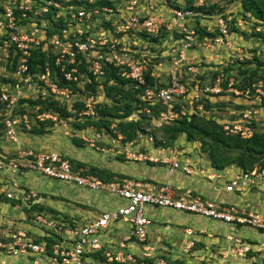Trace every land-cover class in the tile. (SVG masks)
<instances>
[{"label": "built area", "instance_id": "1", "mask_svg": "<svg viewBox=\"0 0 264 264\" xmlns=\"http://www.w3.org/2000/svg\"><path fill=\"white\" fill-rule=\"evenodd\" d=\"M98 1V0H97ZM96 0H0V62L12 63L9 60L16 57L13 76L15 81L12 89L0 90V104L4 106L3 116L5 134L9 139L15 140V124L18 119L13 118L6 111L16 104L19 97H22L21 88L28 85L31 80L41 82L38 93L42 97L50 96L58 101L70 103L74 96L73 89L68 86H59L53 78L49 68V60L58 66L59 77L68 83L79 84L81 80H90L92 75L96 80H102L106 76V70L119 73L121 77L129 78L136 86L145 84L146 76H157L158 73L150 72L147 61L148 54H142L136 47L141 37L138 32L145 34L144 37L157 35L161 29L166 31V55L169 57L167 69L168 83L166 87H145L141 99L149 104L160 103L166 106L165 111L160 112L159 117L153 119V124L160 127L163 122L172 120L179 113L191 111L193 101H198L200 96L212 98L213 93H219L222 74H218L212 85L206 84L201 87L198 83L180 82L179 75L185 68L195 73L194 58L188 51L196 41L195 30L190 26L194 19V11L185 8L172 10L169 17L158 13L156 0H121L115 7L101 6L105 11L104 17L108 19L115 17L111 25L101 24V10L92 3ZM50 14V15H49ZM38 15H49L47 21L37 24L35 18ZM51 17V18H50ZM229 19V16L228 18ZM29 21L32 22L30 26ZM35 26V28H33ZM52 27L50 34L46 28ZM215 26L219 34L211 41L222 45L227 50L231 49L232 34L227 31L226 19L217 16ZM209 30L208 27H206ZM173 31L178 34L177 38L169 41ZM169 38V39H168ZM44 48V49H42ZM38 49L45 54L44 67L41 72H29L31 52ZM148 55V56H145ZM145 57V58H144ZM49 59V60H48ZM40 63L36 67H41ZM162 68V63L157 62L156 68ZM149 71V73H147ZM157 72H160L157 71ZM147 74V75H146ZM233 78H228L227 90L233 92L234 97L245 96L244 104L250 98L249 87L245 90H238L231 86ZM10 85V84H9ZM255 92L263 94L264 80L258 79L252 83ZM180 98L190 106L187 108L181 105V110L175 112L172 108V101ZM84 106L80 114L93 116L96 99L93 96H84ZM10 108V109H9ZM198 110L202 104L196 105ZM149 113V108L144 107ZM236 112V111H235ZM237 118L222 119V128L227 133L239 134L242 138H249L253 135L255 128L250 124L251 118L260 116L257 108H241L236 113ZM135 113L129 117L135 116ZM40 120L50 119L54 122H62L63 119L51 112H41L36 115ZM23 125L28 128L26 115H22ZM109 132H95L93 135H82V138L91 146H94L95 139L103 136L112 145L116 153L123 152L132 160L160 161L168 165L170 172L180 170L185 174L194 172L191 162L187 158H172L165 155V151L176 156V148L156 147L157 156L140 151L141 142H123V135L115 129L113 122ZM147 142L153 144L151 134L143 135ZM103 150V147L97 146ZM118 148V149H115ZM171 149V150H170ZM0 167L9 172L13 170L34 171L47 178L66 182L77 187L92 191H104L115 195L124 203L119 204L112 211H102L86 223L59 230L56 223L39 220L47 228L55 230L57 241L47 247L45 240L36 241L30 239L17 231L11 234L8 241L0 240V250L11 255L19 254H46L53 262L59 264H86V259L93 257V253L99 250L105 256V263L134 264V253L141 257H152L157 264H171L162 258L155 256L156 246L147 240V225L150 220L145 214L146 207L169 208L172 210L193 213L213 220L234 226L251 227L254 230L264 233V216L258 212L245 213L235 206H222L214 200L201 198L200 195H193L191 189L174 190L167 184H151L140 180L126 177L115 178L104 182L93 175H82L80 170L72 168L70 161L55 151L34 152L16 147V157H7L6 151L0 152ZM203 170H201L202 172ZM207 176H209L207 174ZM215 177V175H211ZM262 177L259 167L255 166L249 171L236 170L227 179L225 189L227 191H245L251 184L256 183ZM13 191H18L20 197ZM0 194L8 199L19 198L26 201L29 198L36 199L37 193L33 190L25 191L20 189L17 183L9 182L8 179H0ZM123 220L128 227V234L117 241L110 240L107 236L110 225L116 220ZM185 234H193L191 228L184 229ZM50 236V235H49ZM227 246L223 249L218 264H264V245L243 241L242 238L233 233L225 235ZM184 248L189 249L193 245L190 239L183 242ZM104 245H106L104 247ZM138 249V252H136ZM235 257V261L232 258Z\"/></svg>", "mask_w": 264, "mask_h": 264}, {"label": "trees", "instance_id": "2", "mask_svg": "<svg viewBox=\"0 0 264 264\" xmlns=\"http://www.w3.org/2000/svg\"><path fill=\"white\" fill-rule=\"evenodd\" d=\"M119 1L121 0H98V1L96 0V2L92 4L98 6V8H100L101 6L115 7L116 5H118ZM240 1H241L242 18H245L246 22L250 21L252 23V26L254 28L253 30H256V26L264 27V0H240ZM161 2L165 4L163 6L167 8L171 13L172 10L176 8L179 9L187 8L194 11V13L197 12L200 14L201 12V16H204L207 13H211L215 8V4H210L206 6L201 4L196 5V3H193L191 0H185L184 3H181V0H156L157 7L161 5ZM100 10H101V15H100L101 24L111 25L110 23L115 19V17L112 15V17L106 19L103 16L105 11H103L101 8ZM168 10L166 12L164 10H161V12H164L166 14ZM44 16L45 15H38L35 17L38 18L36 21L37 24H40V20ZM234 20L235 18L233 19V21ZM226 21H227L226 23L227 31L233 34L232 32L233 28L237 30L238 25H235V23L230 22V19L228 21L227 17H226ZM193 29L195 30V36H196L195 39L198 42L204 41L207 38L214 39L220 33L218 27H216L214 31L213 30L210 31L207 30V28L204 25L199 24L198 21H195ZM256 31L258 32L252 31L251 34L264 39V34H263L264 32L261 30H256ZM138 34L141 36V38L143 39L145 38V42H140L136 47L139 48L142 46L143 48L140 49H146L147 47H149L148 51H150L151 53L148 54L150 56V60L147 61V66L150 69V72L152 71L158 73L157 76H155V74L154 76H148V77L146 76L144 85L136 86V88H134L135 84L132 82L131 79L121 77L119 73L118 74L114 73L112 70L109 69L106 70V76L104 77L103 80H96L92 75H90V80L88 82L85 79L81 80L79 84L73 82L68 83L67 81L62 82V78H60L59 77L60 75L58 74L59 71L58 66L53 64L51 60L48 59L51 78L53 79L55 78L54 81L59 86L69 85L73 89L74 98H72V101L68 103L65 101H58L50 96L42 97L40 94H38V96H36L35 98L26 97L25 95H23L22 97L18 98V101L15 104L19 106L18 109L19 112H23L24 110V106H22L23 103L31 104L33 106H38L39 109L38 113L45 111V112H51L52 114L64 120H69V118L74 119L75 121H73L72 123L74 131L82 130L84 132V135H88V136L93 135L97 131L98 132L106 131L111 133L109 126L114 122L115 129L123 135V142L129 140L137 142L140 140L141 136L151 134L153 137V142H154L153 144L155 147L158 146L170 147L173 144H175L174 142L177 140L179 136L184 135L186 141L199 143L200 151L205 154L207 160L209 161L210 166L216 170H222L230 165L235 166V168H237L238 171H249L255 166L259 167L260 172H262V177L260 179V182L257 181L256 183L251 184L247 190L253 189L254 187H258L259 185H261V183L264 181V131L255 130L253 135L249 138H242L239 134L227 133L225 130H223L222 123L220 122V119L224 118V116L220 118V117H213L211 115H207L208 113H210L209 111L212 106V103H209L212 101L208 97L203 98V96L202 97L200 96L198 101H193L192 104L193 109L191 111L179 113L178 116L173 118L172 120H168V122H163L160 127H156L153 124V119L156 116H158L161 111H165L166 106L160 103H157L155 105L149 104L147 101L141 99V94L143 89L147 86L155 87L154 89H158V87L167 86L168 83L167 72L164 71L165 75L163 79L165 80H162L161 79L162 71L157 72L159 70L158 68H156L158 61H160L162 64H165L166 61L169 63L168 56H164L161 51L159 55L157 54L158 52L156 53L157 45L160 44L163 39L164 42L167 37H166L165 29L164 30L161 29L157 35H153L149 37H144L145 34H143L142 32H138ZM177 37L178 34L173 31V36L171 39ZM142 43H145V45H143ZM44 59H45V55L41 53L39 50L33 51L28 67L29 72L34 73L37 71L38 72L43 71ZM163 59H167V60H163ZM9 60H12L13 62L12 63L3 62V61L0 62V90L2 88H5L7 91H10L12 89V84L15 81V76H13V71H14V66L16 64V57L12 56L11 58H9ZM253 60L255 61L254 67H246L245 65L238 66L237 69L238 72L235 73V77L232 80L231 86L242 91H245L248 87L250 88L249 89L250 98L246 102L251 104L247 105V103L244 104L242 102L237 105V108L241 106L242 109L246 107L249 108L253 107V108H257L260 111V113H262L264 112V92L263 94L255 92V88L251 85L252 83L257 82L258 79L264 80V61L257 57H253ZM37 63H40L42 66L39 68L36 67ZM242 63L244 64L243 61ZM181 69L182 71L180 72L179 75V81L189 83L188 79H186L187 78L186 75H184L183 73V71H186V69L185 68H181ZM223 71L227 72L228 69L224 68ZM187 72L190 74L193 73L190 71ZM218 72L219 71L217 70L214 71L209 81L206 82V84L212 85L216 76L218 75ZM147 73H149V71ZM192 78L194 77L192 76ZM228 78L229 76L226 75L221 80V86L223 89L219 93H213V95L211 96L219 97V98L225 97L227 95L226 92H229L230 95H233V92L227 90ZM8 83H10V85H8ZM40 84L41 82H36L37 86H40ZM101 85L104 96L107 98V101H110V103H107V101L103 103L102 100L98 101V99L95 98L98 96V90L101 89ZM200 85L201 87H203L205 83L200 82ZM90 95L96 99L95 111L93 116L86 117L85 115L80 114V111L83 109L84 106L83 101L80 100L82 97L90 96ZM198 103L202 104V109L200 110L196 108V105ZM182 104H184L187 108H189L190 106L188 103H185L180 98L173 100L172 101L173 110L175 112H179L181 110ZM143 107H148L150 110L149 113H144L142 110ZM134 111L137 113V118L136 119L129 118L128 116L132 114ZM4 112H5L4 106L0 104V113H4ZM22 115H26V113H22L21 116ZM232 118L233 119L237 118V115H234ZM257 118L259 117H256V119L253 117L251 118L250 124L252 125V127L254 126V122L257 120ZM2 119L3 116L1 114L0 128H3V130H5ZM35 119L40 123V125L37 127L34 126L30 128L29 132L34 134H41L43 132H46V126H51L53 125L54 122L50 119H42V120H40L39 118H35ZM71 142L77 147H82L87 145L88 147L92 148L95 151H99L102 153L107 152L112 156L114 160H121V161L132 160L127 158L123 152L116 153L115 150L112 149V145L108 143L107 139L104 138L103 136H101V138L95 139L94 146L89 145L82 138V135L81 137L72 136ZM97 146L103 147V150L98 149ZM140 151L143 152L146 151L143 145L140 146ZM68 160L70 161L72 168L75 170H80V173L82 175L90 174L104 182L111 181L115 178L125 177V175L119 172H115L107 167H100L97 165H93L91 163H88L90 165L86 166V163L84 161L76 160L74 158L73 159L68 158ZM132 161H139V160H132ZM144 162L151 163L150 160H144ZM21 171H25V170H21ZM133 179H137V178H133ZM140 181L154 184V182H150L149 180H145V179H140ZM234 192L239 193L241 191H234ZM192 194L196 195V192L192 190ZM0 196H3L5 199H8L4 195L0 194ZM13 201L23 203L24 205H28L23 208L26 212L27 218L31 216L30 212L33 211L40 212L42 210H45L46 212L49 213H58V211L55 208L38 203V201H34L33 198H29L26 201L16 198ZM238 209L242 210L241 208ZM248 212L250 211H245L246 214ZM69 226L75 227L77 225L71 223ZM55 237H58L55 233H52L48 237H43L46 241L48 249L51 243L57 241ZM241 238L243 241H249L248 239H245L243 237ZM35 240L39 241V239H35ZM146 241H149L148 234ZM251 241L252 240H250L249 242ZM194 243L195 242L193 240V244ZM153 244L156 246V250H155L156 257L162 258L167 263L183 264V261L177 259L178 257L176 258L172 257L171 259L168 256H166L165 253L160 252L158 250V246H160L159 243L153 242ZM105 246L106 245H104V247ZM101 251L102 250L94 252L93 257L96 258L101 263H105L106 259ZM136 252H138V249H136ZM167 252H170V250ZM134 257H135L134 264H137L139 262L146 264H155L156 262L155 259L152 257L149 258L141 257L136 253H134ZM210 263L211 262L203 260L201 261L200 264H210ZM112 264H122V263L114 262Z\"/></svg>", "mask_w": 264, "mask_h": 264}, {"label": "rangeland", "instance_id": "3", "mask_svg": "<svg viewBox=\"0 0 264 264\" xmlns=\"http://www.w3.org/2000/svg\"><path fill=\"white\" fill-rule=\"evenodd\" d=\"M191 1L193 3H196V5L201 4L206 6L210 4H215V8L211 13H207L204 16H201V12L200 14L197 12L194 13V19H192L189 23L190 26L193 27L195 21H198L199 24L208 27L210 31L211 30L214 31L216 28L215 22L218 15L224 17L225 19L226 17L228 18L229 16L230 22H233L235 23V25H238V29L235 30L233 28L232 31L233 34L230 41L232 44L231 45L232 50H227L222 45H217L215 42L211 41V38H207L204 41H200V42L198 41L194 42L193 46L188 51V53L191 57L194 58V63H195L194 66L196 67L195 70L196 72L193 75V73L192 74L188 73L187 70L183 71L184 75H186L187 77L186 79H188L191 86L194 85V83H198V85H200V82L201 83L208 82L213 72L216 70L219 71L218 74H222V79L226 75H228L230 78H234L235 73L238 72L237 69L239 65L241 66L245 65L246 67L255 66V61L253 60V57H257L264 61V39L251 34L252 31L258 32L256 30H261L264 32V27L256 26V30H253L254 28L252 26V23L250 21L246 22V19L242 18L240 0H191ZM184 2L185 0H181V3ZM163 5L165 4L161 2V5L156 7L158 13L164 14V17L171 16L172 13ZM161 10H164L165 12L168 10V12L165 14L164 12H161ZM47 18L48 15L42 17L41 19L42 24L45 23V21H47ZM234 18L235 20L233 21ZM29 24L30 26H32V22L29 21ZM52 29L53 28L49 26L46 29L47 33L50 34ZM135 39H138L139 43L145 42V38L143 39L141 37L139 38L135 37ZM163 40L160 44L157 43L158 45L156 47V53L158 52L157 54L159 55L161 51L164 56H167L166 55L167 45L164 44L165 41L163 42ZM170 40L172 39L170 38L169 41ZM142 44L145 45V43ZM140 48L143 47L141 46L138 48L139 52L141 51V53L143 54L151 53L150 51H148L149 47H147L146 49H140ZM141 53H139L140 57L142 56ZM163 60H167V59H163ZM242 61L244 62V64L242 63ZM168 66L169 63L166 61L165 64H162V68L161 67L158 68V70L162 71V77H161L162 80H165L163 79V77L165 75L164 73L167 72ZM224 68H227L228 71L227 72L223 71ZM192 76L194 78H192ZM38 89L39 86L36 85V81L34 79L31 80L27 86L26 85L22 86L21 93L26 97L35 98L38 93ZM102 93H103V89L101 85V89L98 90V96L95 97L96 99H98V101H101L103 99ZM226 93L227 95L225 97H221V98L212 97L211 100L212 102H209L212 103V106L209 111L210 113H208L207 115H211L213 117H220V118L224 116V119H228L230 117L232 118L235 115L233 113L236 110L239 111L240 108H242V106L237 108V105L246 100L245 96L242 95L239 97H234L233 95H230L229 92ZM22 106H24L23 112H19L18 110L19 106L17 105H13L9 112L6 111L13 118L18 119V121L15 124L16 139L15 140L9 139L5 134L3 128H0V152L6 151L7 157H16V147L18 146L23 150H31L34 152L44 151L48 149H52V150L54 149L55 151L60 152L62 154L65 152V154L67 155L66 157L68 156L79 157L84 160H87L88 162H85L86 166L90 165L88 163H93V162L97 163V160H99V158L102 156L101 153L95 152L92 148L88 147L87 145L82 147H77L71 142V137L72 136L76 137L75 136L76 131H74V128L72 126L73 121H75L74 119L69 118V120L63 119L62 122L59 121L53 122V125L46 126V132H43L41 134H34L29 132L31 127L34 126L37 127L40 125V123L35 119L37 118L35 117V115L39 112L38 111L39 109L38 106H33L27 103H23ZM22 113H26L29 129H27L21 122L22 118L20 117ZM253 127L255 128V130L264 131V112H262L259 118H257V120L254 122ZM146 142H144V144L148 146L149 144ZM174 143H177L176 146H178L179 149L188 148V150H185L187 151L186 155L192 159V161L190 159L189 160L195 167L198 174H200L199 170L202 169L203 164L205 168L208 167L207 166L208 164L204 162L205 160H207V158L205 154L200 151L198 142H188L186 141L185 136L181 135L177 138V140ZM154 153L156 154V152ZM107 155L108 154L103 155L102 157L107 159L110 154L108 156ZM109 157L112 163L115 161L121 162L119 160H114L112 156ZM141 162H144V160H142ZM157 164H161V163H157ZM102 165L107 166L105 164ZM149 165L148 167H150ZM161 167H164L162 170H166L165 165H162ZM156 168H159V166L156 165ZM110 169L112 168L110 167ZM225 176L226 175H224V177ZM189 177L190 178L187 179H191V178L199 179L200 176L196 175ZM0 179H8L9 182L13 181L17 183L20 189L25 188L23 184L27 180H33L31 181V183H28L27 186L34 187L36 190L39 191L38 192L36 190H33L34 193H37L36 199L34 201H36L39 198L38 203H41L43 205L48 204V202L46 203L42 202V200L45 198L44 197L45 195L48 197L47 200L51 198L53 207L58 211V213H49L46 212L45 210H42L40 212L33 211L30 212L31 216L27 218L26 212L23 208L28 205H24L23 203L19 204L18 207H16L17 212L14 211L11 213L12 221L10 223L6 222L4 218L0 217V240L2 241L5 240L8 241L10 235L16 234L17 231H22V233H24L25 236L34 240L35 239L45 240L43 237H48L52 233H55L54 229L47 228L45 224H43L41 220L38 219V217H40L41 219L42 218L45 219L47 222L56 223V226L58 227L59 230L66 228L71 223L77 225V222L76 221H75L76 223L74 222L75 218L71 216L72 209H76V203L82 205V207L84 208H91L87 205L82 204L85 203L86 201L85 198L83 197L84 194H90V195L99 194L102 197L101 200L103 201V203H105L106 200L114 201L113 203L115 207H113V209L116 208L119 204H121L120 202L122 201L119 198L118 199L120 201L116 198H113L109 193H97L95 191H90V190L89 191L85 190L87 193H83V191H79V189L76 186L67 184L66 182L63 181L53 180L40 176L34 171L13 170V172L11 173L5 170L3 167H0ZM263 182L258 187H254L253 189L248 190L251 191L250 193H252V195H250V193L248 194V197H250V199H252L253 201L252 207H254L255 205H259L260 208L262 207V209H264V198L262 199L261 198L262 196L259 195V193L264 194ZM179 189L184 190L190 188H182V189L179 188ZM24 190L27 191L29 189H24ZM50 192H53L55 194L57 193L58 196L49 195ZM65 195H67L68 197L67 198L63 197ZM74 195L76 196L75 200L77 201H71ZM151 210L152 212L150 211L151 213L150 212L148 213L149 216L152 215L150 217L151 220L158 218L160 216L157 219V221L153 222L151 226V228L153 227V230L150 232L152 234V239L154 243L157 242L160 244V246H158V250L160 252L165 253L166 256H168L171 259L172 257L173 258L178 257L177 259L183 261V264H200L201 261L208 260L207 255L202 253L199 254L200 241L197 242L194 241L195 243L189 249H185L183 247L182 243L183 242L186 243L187 241H189V237L186 234V236L182 238L183 227L181 225H178L175 222V219L171 217V216H175L176 214L175 211L169 208H159V207L152 208ZM162 212H164L166 215H160ZM94 213L97 214V212L95 211ZM215 221L217 222H213V223L217 225V230L220 231L222 227L220 223L221 221L219 220H215ZM198 222L200 223V219ZM187 224L190 225L191 223L189 222ZM58 232L60 233V231ZM58 232L55 234H58ZM199 239L200 237L198 236V240ZM149 242L153 244L151 240H149ZM208 248L211 249V247ZM169 250L170 252H167ZM217 254L214 256L216 257V259H217ZM41 256L46 257L47 255L44 254ZM137 264H146V263L139 262ZM210 264H212V262Z\"/></svg>", "mask_w": 264, "mask_h": 264}, {"label": "crops", "instance_id": "4", "mask_svg": "<svg viewBox=\"0 0 264 264\" xmlns=\"http://www.w3.org/2000/svg\"><path fill=\"white\" fill-rule=\"evenodd\" d=\"M102 95H103V99H102L103 102H106L107 98L104 96V93H102ZM205 97H207V96L204 95L203 98H205ZM210 100H212V98H210ZM107 103H110V101H107ZM222 119H220V120H222ZM81 135H84V132L82 130H76L75 136L81 137ZM13 142H15V141H13ZM176 144L177 143H175L169 147V148H172V147L176 148V151H177L176 156H172L170 153L168 154L167 151H165V155L167 154L168 156H171L172 158H184V159L187 158V159H190L192 161V159L186 155L187 151H185V150H188V148L187 149H185V148L179 149V147L176 146ZM147 149H148L147 150L148 154H151L152 156H157V152L155 151V147H153L149 144L147 146ZM48 150L55 151L54 149L53 150L48 149ZM95 152H99V151H95ZM154 152H156V154ZM99 153H101L102 156L106 155V154L109 155V153H107V152H103V153L99 152ZM182 153H184L185 155ZM60 154H62V153H60ZM62 155L65 157L67 156L65 154V152ZM102 156L99 158V160H97V163L93 162L91 164L97 165L100 167H107V168L111 167L112 168L111 170H113L115 172H119V173L125 175V177L145 179V180H149L150 182H154V184H167L174 190H178L179 188H181V189L182 188H190L191 190L195 191L197 194L199 193L200 196L221 202L223 205L232 204V205H235L236 207L241 208L245 211L258 212V213L261 212L260 214H262L264 216V209H262V207L260 208L259 205H255L254 207H252L253 201H252V199H250V197H248V194L251 191H244V192L235 193V192H229V191L225 190L224 186L226 183V178L228 179L231 176V174L237 170V168H235V166H229V167H225L222 170H216L210 166L208 160H205L204 162L206 164H208L207 165L208 167L205 168V166H203L204 164L203 165L201 164L202 165L201 170H203V171L201 172V170H199L200 174H198V172L196 171V169L192 163L191 164H192V167L194 168V172L191 174H185V173L181 172L180 170H175L173 172H170L168 169V165L165 163H162V162H152L151 161V163H147V162L145 163V162H141V160H139V161H132V160L121 161V160H119L121 162L115 161L112 163L110 161L111 159L109 156L107 159L103 158ZM68 157H66V158H68ZM69 158H74V159H77L80 161L88 162L87 160H84V159L79 158V157H69ZM157 163H161V164H157ZM102 164H105L107 166H103ZM149 164H152V165H149ZM148 165L150 167H148ZM156 165L159 166V168H156ZM162 165H165L166 170H162L164 168V167H161ZM208 173H210V174H208ZM207 174L209 176H207ZM212 174L216 175V177L214 178V177L210 176ZM39 175L43 176L41 174H39ZM196 175L200 176L199 179H194V178L187 179V178H190L189 176H196ZM224 175H226V176L224 177ZM10 177H11V174H10ZM43 177H45V176H43ZM31 181H33V180H27L23 184L25 187L24 189L36 190L34 187H28L27 186V184L31 183ZM263 184H264V182H263ZM70 185H72V184H70ZM73 186H75V185H73ZM77 188L79 189V191H83V193H87L85 190L89 191L88 189H85L82 187H77ZM36 191H38V190H36ZM90 191H92V190H90ZM13 192L16 196L20 197V194L18 191H13ZM95 192L106 193L104 191H95ZM49 195L58 196L57 193L55 194L53 192H50ZM250 195H252V193H250ZM259 195L262 196L261 197L262 199L264 198V194L259 193ZM111 196L113 198L118 199L115 195L111 194ZM44 197L45 198L42 200V202H44V203L48 202V204H46V205L53 207L51 198L47 200L48 197L45 195H44ZM63 197L67 198L68 196L65 195ZM83 197L85 198L86 201H85V203H82V204L87 205L91 208H84V207H82V205L76 203V209H72L71 216L75 218L74 222L75 221L77 222V226L86 223L88 220L95 217L100 212L112 211L113 207H115L114 203H113L114 201L106 200L105 203H103V201L101 200L102 197L99 194H97V195L96 194H94V195L84 194ZM75 198H76V196L74 195L73 199L71 201H77V200H75ZM13 200H14L13 198L12 199H5L3 196H0V217L4 218V220L8 223H10L12 221L11 213L14 211L17 212L16 207H18V205L21 204L20 202H15ZM38 200H39V198L36 201H38ZM120 203H124V201H121ZM152 208H157V207H146L145 213H146V216L148 217V219L150 220V223L147 225L148 240H151L152 242H154L152 239V234L150 233L153 230V227L151 228V226H152L153 222L157 221V219L160 216L158 218L151 220L150 217L152 215L149 216L148 213L150 211L152 212V210H151ZM94 211L97 212V214L94 213ZM173 211H175L176 214H175V216H171V217H173L175 219V222L178 225H181L183 227L182 228L183 229L182 230V234H183L182 238L185 237L184 229L187 227H190L193 230V234L191 236H188L189 239H192L195 242L200 241L201 245H200V249H199V254L202 253V254L207 255V259H208L207 261L212 262V264L213 263L218 264V262L220 260L221 252L227 246V241L225 240L224 236L228 233H233L235 235H239L245 239H248L249 241L250 240L255 241V242L251 241L254 244H263L264 245V233H260L254 229H251L248 227H243V226H234V225H230V224L220 222L222 227H221V230L219 231V230H217V225L215 223H213V222H217L215 220L212 221L209 218H205V217L199 216V215L185 213L182 211H177V210H173ZM19 212H21V211H19ZM160 215H166V214L164 212H162ZM21 216H22V214H21ZM21 216H19V217H21ZM199 219H200V223L198 222ZM189 222L191 223L190 225L187 224ZM74 225H76V224H74ZM128 227H129V225L126 222L118 219V220H116V222H114L110 225V231L108 232L107 236L110 240L113 239V241H117V240L121 239L122 237H124L128 234ZM198 236L200 237L199 240H198ZM183 247H184V245H183ZM208 247H211V249H209ZM217 252H218V254H217ZM216 254H217V259H216V257H214ZM235 260H236L235 257H233L232 261H235ZM51 261L52 260L48 256L45 257V256L40 255V257H39V255H32V254H30V255H28V254L11 255V254H8L7 252H5L4 250H0V264H59V263H55V262H53V261L51 262ZM85 263L86 264H107V263H101L100 261H98L94 257L87 258ZM235 264H239V262H235Z\"/></svg>", "mask_w": 264, "mask_h": 264}, {"label": "clouds", "instance_id": "5", "mask_svg": "<svg viewBox=\"0 0 264 264\" xmlns=\"http://www.w3.org/2000/svg\"><path fill=\"white\" fill-rule=\"evenodd\" d=\"M50 15V14H49ZM49 15H48V17H49ZM35 21H37L36 19H35ZM33 28H35V26H33ZM47 29V28H46ZM47 31V30H46ZM38 49H34V50H32V52L33 51H37ZM32 52H31V54H32ZM42 53V52H41ZM44 54V53H43ZM45 55V54H44ZM32 57V56H31ZM30 57V58H31ZM45 60V59H44ZM103 80V79H102ZM10 83H8V85H9ZM151 109V108H150ZM143 112L144 113H146L145 111H144V107H143ZM161 112H163V111H161ZM133 113H135L136 115L135 116H132V117H129V118H131V119H136L137 118V113L134 111ZM160 116V113H159V115L158 116H156V117H159ZM155 117V116H154ZM168 122V121H167ZM138 142H141L142 143V145L145 147V148H147V146L144 144V142H146V140L143 138V137H141L140 138V140L138 141ZM146 143H148V144H150L149 142H146ZM154 143V142H153ZM151 146H153V147H155L154 146V144H150ZM155 149H156V147H155ZM47 151H50V150H47ZM156 151V150H155ZM55 152H57V151H55ZM59 153V152H58ZM60 154V153H59ZM62 155V154H61ZM63 156V155H62ZM65 157V156H64ZM66 158V157H65ZM68 159V158H67ZM152 162H155V161H152ZM156 162H160V161H156ZM238 170V169H237ZM215 177H216V175H215ZM214 177V178H215ZM126 178H129V177H126ZM50 179V178H49ZM130 179H133V178H130ZM54 180V179H53ZM135 180H140V179H135ZM226 180H227V178H226ZM259 182H260V180H259ZM226 184V183H225ZM224 188H225V186H224ZM226 190V189H225ZM192 191V190H191ZM227 191V190H226ZM245 191H248V190H245ZM229 192H234V191H229ZM242 192H244V191H242ZM197 194V193H196ZM199 195V194H198ZM201 198H202V196H200ZM205 198V197H204ZM14 199V198H13ZM205 199H207V198H205ZM209 200H212V199H209ZM215 201V200H214ZM216 202H218V201H216ZM220 205H222V206H235V205H232V204H227V205H223L221 202H218ZM236 207V206H235ZM243 210V209H242ZM178 211V210H177ZM245 211V210H244ZM183 212V211H182ZM185 213H187V212H185ZM189 214H193V213H189ZM195 215V214H194ZM200 216V215H199ZM206 218V217H205ZM209 219H211V218H209ZM213 220V219H212ZM222 222V221H221ZM227 224V223H226ZM231 225V224H230ZM187 228H190V227H187ZM193 231V230H192ZM184 234H185V232H184ZM192 235V234H191ZM190 235V236H191ZM185 236H186V234H185ZM190 240V239H189ZM183 244V243H182ZM184 245V244H183ZM192 247V246H191ZM190 247V248H191Z\"/></svg>", "mask_w": 264, "mask_h": 264}]
</instances>
